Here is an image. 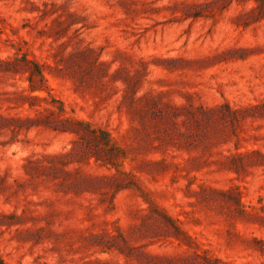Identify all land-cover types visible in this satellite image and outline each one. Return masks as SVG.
Instances as JSON below:
<instances>
[{"label":"rangeland","instance_id":"obj_1","mask_svg":"<svg viewBox=\"0 0 264 264\" xmlns=\"http://www.w3.org/2000/svg\"><path fill=\"white\" fill-rule=\"evenodd\" d=\"M0 264H264V0H0Z\"/></svg>","mask_w":264,"mask_h":264}]
</instances>
